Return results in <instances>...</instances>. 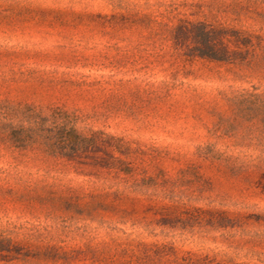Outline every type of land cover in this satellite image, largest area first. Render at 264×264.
I'll return each instance as SVG.
<instances>
[{"label":"rangeland","instance_id":"374dc122","mask_svg":"<svg viewBox=\"0 0 264 264\" xmlns=\"http://www.w3.org/2000/svg\"><path fill=\"white\" fill-rule=\"evenodd\" d=\"M0 264H264V0H0Z\"/></svg>","mask_w":264,"mask_h":264},{"label":"trees","instance_id":"16d2710c","mask_svg":"<svg viewBox=\"0 0 264 264\" xmlns=\"http://www.w3.org/2000/svg\"><path fill=\"white\" fill-rule=\"evenodd\" d=\"M213 31L207 29L203 25V31L200 36V42L198 48L196 49L198 55L200 57H206L214 61L218 62H242L245 59H240V52L232 51L230 52L221 42V37L219 36L217 39L212 38ZM220 31L216 32L218 36ZM248 54L246 51L245 56ZM244 57V56H243ZM75 136L73 132H66L63 136V143H69L75 140ZM28 138H26L27 140Z\"/></svg>","mask_w":264,"mask_h":264}]
</instances>
